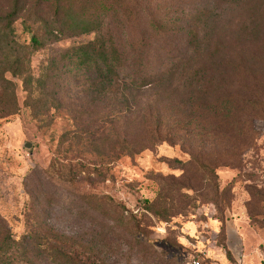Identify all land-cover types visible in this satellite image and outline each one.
Listing matches in <instances>:
<instances>
[{
  "label": "rangeland",
  "instance_id": "1",
  "mask_svg": "<svg viewBox=\"0 0 264 264\" xmlns=\"http://www.w3.org/2000/svg\"><path fill=\"white\" fill-rule=\"evenodd\" d=\"M12 3L0 0V15ZM34 3L24 0L23 7L29 10ZM137 3V19L128 22L109 20L93 0H81L93 6L89 13L133 61L130 70L139 92L131 137H149L146 132L153 129L141 125L145 117L151 125L160 120L158 136L165 141L134 158H117V137L124 129L114 122L115 100L99 103L88 74L68 61L61 62L66 67L58 78L61 100L50 102L42 120L26 101L22 78L7 74L18 109L0 120V219L18 236L38 230V245L59 243L80 255L71 263L55 250L39 248L29 264H187L193 258L201 264H264V0H243L229 10L219 6L218 13L226 15L216 29L197 17L209 0ZM152 12L172 23L163 34L151 32ZM26 15L15 30L23 43L30 37ZM204 27L210 41L222 39L247 61L227 71L231 94L257 102L256 114L244 109L247 116L238 129H214L209 111L186 104V84L193 75L186 65L196 43L190 34ZM93 37L69 36L39 52L32 67L59 59L69 47ZM16 50L5 45L0 50V72L10 67ZM164 67L167 73L156 78ZM217 153L225 156L221 166ZM196 154L206 166L198 175L174 164ZM88 193L99 202L88 204ZM119 208L126 218L116 213Z\"/></svg>",
  "mask_w": 264,
  "mask_h": 264
},
{
  "label": "trees",
  "instance_id": "2",
  "mask_svg": "<svg viewBox=\"0 0 264 264\" xmlns=\"http://www.w3.org/2000/svg\"><path fill=\"white\" fill-rule=\"evenodd\" d=\"M93 1L97 12L106 14L109 20L123 17L132 22L137 19L134 8L138 0ZM240 1L243 0H209V8L197 12L200 19L198 21L216 29L226 15L218 13L219 6H226L229 10L230 5ZM23 3L24 0H13L10 11L0 15V50L4 45L8 48L17 47L15 60L11 62L10 67H5L0 72V120L15 115L18 109L14 83L6 77L7 74L22 78L26 101L36 110L37 118L42 120L49 114L50 102L61 100L59 95L62 93V85L58 84V78L63 76L62 69L66 67L61 66V62L68 61L73 68L88 74L90 85L93 87L92 92L99 103H106L110 98L115 100L114 122L117 129H124L122 135L117 137V158H134L140 152L165 141L158 136L160 120L157 119L154 123L152 121L151 125L149 119L145 117H142L141 125L142 129H153L146 132L149 137L143 136L141 139L131 137L130 129L136 125L134 120L138 107L136 94L139 92L136 87L137 79L131 75L130 70L133 61H130L129 55L119 48L111 34L104 33V26H101L103 23L99 24L96 17L89 13L92 5H82L81 0H35L34 5L25 10ZM25 12L27 14L24 20L25 32L30 35L28 43L21 42L15 36L16 23ZM150 20V30L157 34H163L166 27L172 24L166 18L159 17L157 12H152ZM204 29L205 27L195 35L190 34L196 43L194 53L188 58L186 65L193 72L191 83L186 84V92L189 91L186 104L201 113L209 111L214 118V129H238L240 120L247 116L243 113L244 109L256 114L257 102L231 94L229 91L231 82L227 71L237 70L245 66L247 61L242 58V52L236 47L232 45L225 47L222 39L215 43L210 41L208 34L203 33ZM89 34L94 36L91 41L77 43L66 49L59 59L42 62L37 68L32 67L33 58L39 52L61 45L69 36ZM158 72L159 76L155 77L162 78L167 73V67ZM149 117L151 119V116ZM201 157V154H196L187 163L174 164H179L181 166L179 168L184 171L193 170L195 171L193 175H198L200 169L206 167L200 163ZM224 158L222 154H216L218 166L223 164ZM216 167H211L215 178ZM215 193L218 196V189ZM85 196L90 205L99 202L90 193ZM120 209L116 210V213L126 218ZM26 214H29V209ZM40 237L39 231L33 229L18 236L0 219V264H29L34 252L39 248H43L46 253L55 250L64 261L71 263L80 261L78 252L66 249V245L49 241H43L38 245Z\"/></svg>",
  "mask_w": 264,
  "mask_h": 264
},
{
  "label": "built area",
  "instance_id": "3",
  "mask_svg": "<svg viewBox=\"0 0 264 264\" xmlns=\"http://www.w3.org/2000/svg\"><path fill=\"white\" fill-rule=\"evenodd\" d=\"M187 264H201V261L199 259H197V258H193Z\"/></svg>",
  "mask_w": 264,
  "mask_h": 264
},
{
  "label": "water",
  "instance_id": "4",
  "mask_svg": "<svg viewBox=\"0 0 264 264\" xmlns=\"http://www.w3.org/2000/svg\"><path fill=\"white\" fill-rule=\"evenodd\" d=\"M25 147H26L27 149H30V148L32 147V144L27 143V144H25Z\"/></svg>",
  "mask_w": 264,
  "mask_h": 264
}]
</instances>
